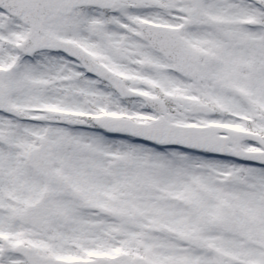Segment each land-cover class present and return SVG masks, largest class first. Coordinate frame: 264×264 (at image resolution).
<instances>
[{
  "label": "snow or ice",
  "instance_id": "snow-or-ice-1",
  "mask_svg": "<svg viewBox=\"0 0 264 264\" xmlns=\"http://www.w3.org/2000/svg\"><path fill=\"white\" fill-rule=\"evenodd\" d=\"M0 264H264V0H0Z\"/></svg>",
  "mask_w": 264,
  "mask_h": 264
}]
</instances>
